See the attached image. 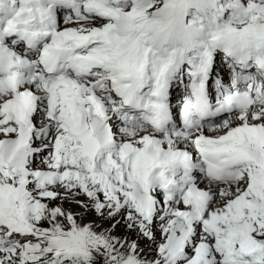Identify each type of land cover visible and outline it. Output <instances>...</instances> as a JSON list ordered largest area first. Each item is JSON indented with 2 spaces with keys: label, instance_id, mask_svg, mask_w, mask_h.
<instances>
[{
  "label": "snow or ice",
  "instance_id": "snow-or-ice-1",
  "mask_svg": "<svg viewBox=\"0 0 264 264\" xmlns=\"http://www.w3.org/2000/svg\"><path fill=\"white\" fill-rule=\"evenodd\" d=\"M0 264H264V0H0Z\"/></svg>",
  "mask_w": 264,
  "mask_h": 264
}]
</instances>
